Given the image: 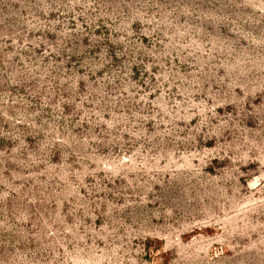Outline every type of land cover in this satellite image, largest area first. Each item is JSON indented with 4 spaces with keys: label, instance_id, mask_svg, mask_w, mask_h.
<instances>
[{
    "label": "rangeland",
    "instance_id": "1",
    "mask_svg": "<svg viewBox=\"0 0 264 264\" xmlns=\"http://www.w3.org/2000/svg\"><path fill=\"white\" fill-rule=\"evenodd\" d=\"M0 264H264V0H0Z\"/></svg>",
    "mask_w": 264,
    "mask_h": 264
}]
</instances>
